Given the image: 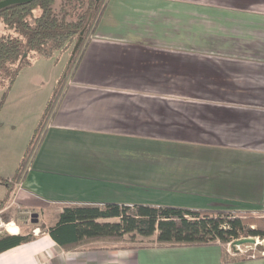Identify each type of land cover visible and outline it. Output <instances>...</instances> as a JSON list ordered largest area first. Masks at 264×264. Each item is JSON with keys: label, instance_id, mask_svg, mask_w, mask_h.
<instances>
[{"label": "crops", "instance_id": "crops-1", "mask_svg": "<svg viewBox=\"0 0 264 264\" xmlns=\"http://www.w3.org/2000/svg\"><path fill=\"white\" fill-rule=\"evenodd\" d=\"M89 35L18 184L42 224L83 205L262 213L264 0H106ZM113 244L66 251L44 232L0 264H264L219 243Z\"/></svg>", "mask_w": 264, "mask_h": 264}, {"label": "trees", "instance_id": "trees-1", "mask_svg": "<svg viewBox=\"0 0 264 264\" xmlns=\"http://www.w3.org/2000/svg\"><path fill=\"white\" fill-rule=\"evenodd\" d=\"M102 1L36 0L1 10L0 27L4 26V29L0 35V79L7 82L10 89L30 57H49L65 50L76 40L77 43L84 41L86 34L94 31L102 17L104 8L96 14ZM4 101H1L0 109ZM25 176L19 177V182H23ZM12 181H6L11 191ZM253 214L249 211H205L142 204L133 207L111 204L103 208L83 205L65 208L55 226H44L43 230L66 251L85 248L96 242L148 240L158 246L200 247L219 243L231 245L233 252L239 254L238 248H233L236 241L247 238L264 240V222L255 220ZM249 223L257 224L259 228L251 229ZM35 239L33 235L5 233L0 237V254ZM248 246L254 245L242 247ZM257 248L263 249L262 246Z\"/></svg>", "mask_w": 264, "mask_h": 264}, {"label": "rangeland", "instance_id": "rangeland-1", "mask_svg": "<svg viewBox=\"0 0 264 264\" xmlns=\"http://www.w3.org/2000/svg\"><path fill=\"white\" fill-rule=\"evenodd\" d=\"M87 1V0H86ZM106 0L100 4L104 8ZM4 26L0 27V35ZM91 31L86 34L90 38ZM77 40L65 50L55 52L49 57L35 55L17 74L14 84L9 89L8 83L0 79V232L18 229L17 235L37 237L45 232L40 219L44 210L32 207L18 185L19 177L26 175L32 165L38 146L52 120L59 97L75 71L82 54L81 47L76 50ZM12 191L6 181H12ZM17 181V182H16ZM103 208V207H100ZM33 214L39 216L37 225L32 223ZM48 215H50L48 213ZM257 221L264 222V213L253 214ZM47 218V216H46ZM47 222V221H46ZM114 222V221H110ZM251 229H258L257 224H248ZM257 245L240 247L243 258L264 256V240L256 238ZM116 246L143 247L151 245L148 240L134 242H109ZM262 246L259 250L257 247ZM227 256L234 252L231 245H224ZM232 255V256H231Z\"/></svg>", "mask_w": 264, "mask_h": 264}, {"label": "water", "instance_id": "water-1", "mask_svg": "<svg viewBox=\"0 0 264 264\" xmlns=\"http://www.w3.org/2000/svg\"><path fill=\"white\" fill-rule=\"evenodd\" d=\"M34 1H36V0H2V1H0V11L5 9V8H8L10 6H13V5L30 4ZM96 1L99 2L100 0H96ZM32 223L35 225H37L39 223V216L37 214H33ZM244 245H257V241L254 238H247V239L238 240L233 244V248L237 249V248H240Z\"/></svg>", "mask_w": 264, "mask_h": 264}, {"label": "bare ground", "instance_id": "bare-ground-1", "mask_svg": "<svg viewBox=\"0 0 264 264\" xmlns=\"http://www.w3.org/2000/svg\"><path fill=\"white\" fill-rule=\"evenodd\" d=\"M6 230L10 235H17L16 233L18 232V229H8V227L6 228Z\"/></svg>", "mask_w": 264, "mask_h": 264}, {"label": "built area", "instance_id": "built-area-1", "mask_svg": "<svg viewBox=\"0 0 264 264\" xmlns=\"http://www.w3.org/2000/svg\"><path fill=\"white\" fill-rule=\"evenodd\" d=\"M262 213H264V210H263V212ZM10 235V234H9Z\"/></svg>", "mask_w": 264, "mask_h": 264}]
</instances>
